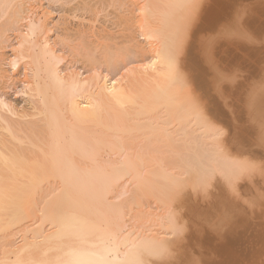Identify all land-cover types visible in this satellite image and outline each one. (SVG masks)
Listing matches in <instances>:
<instances>
[{
	"label": "bare ground",
	"instance_id": "obj_1",
	"mask_svg": "<svg viewBox=\"0 0 264 264\" xmlns=\"http://www.w3.org/2000/svg\"><path fill=\"white\" fill-rule=\"evenodd\" d=\"M72 1L65 2L73 3ZM99 1L101 0L95 2ZM201 1L203 0H167V3L161 1L165 4V8L166 4L169 8L168 11L166 9L164 11L162 6L161 11L166 13L163 14L164 23L159 21L162 24L157 26V22L154 25L149 24L148 21L149 31H145L148 28L144 25L142 28L145 27V30L141 28L142 34L146 32L142 35L145 39L148 35L150 40L156 39L161 44L160 47L152 49L154 45L152 46L148 39L151 45V48L149 46L148 48L152 54L151 59L148 53L150 60L141 59L148 56L145 55L146 51H143L145 49L140 47V42L138 43L136 39L141 33L138 34L137 31L135 33L133 28L126 29L127 33H123L121 39L129 44L131 55H136L131 58L132 61L137 60L142 66L137 68L140 70L136 72L133 70L131 74L129 71V76L125 79L127 81L123 80L124 83L98 74L94 75L93 80L91 78L84 81L83 78L81 80L78 78L76 71L66 76L68 71L65 73V68L63 69L67 66L65 57H58L52 44L48 39L45 40L44 31H47L43 24L45 21L42 22L39 19L33 22V18L31 20L33 23L30 21L32 24L28 23L30 26L27 24L28 28L27 26L21 28L28 29L27 33L25 29L23 35L19 29L18 33H21L19 37L23 40L18 42L19 46L16 45L20 55L19 57L16 55L18 60H14L13 63L16 67L20 57L24 61L30 60L31 65L33 63L32 78L35 80L27 86L29 87L27 96L31 91L32 94L30 93L29 97L33 102L29 101L33 106L29 108V111L23 109L25 112H22L6 98L3 99V96H0V264H237L236 262L239 261H236L234 255L232 257V250L228 253V250L225 251L227 248L220 245H216V248L212 246V248L211 245H215L212 241H217L218 238L220 241L224 236H232L235 233L232 237L234 240L231 239L238 243L236 236L247 234L251 225L254 230L259 224L261 227L259 229L263 228L261 231L264 232V222L262 225V221H259L257 226L252 222L253 216L257 214L264 217V91L262 90L264 85H260L262 82L258 77L264 76V66L263 69L260 67L262 70L257 73L258 76L256 75L259 79H255L262 87L260 88L262 91L258 90L262 97L255 92V87H253L255 91L251 90L258 97L253 91H249L255 95L253 97L257 99L255 102L257 104L254 103L252 94L253 99L248 98L250 93L248 94L247 90H245L247 92L243 88L240 90L248 95L244 96V92L240 93L243 94L242 98L247 97L254 103V105L250 104L251 107L256 105V109L254 108L255 110L251 112L249 111L251 108L248 110V106H241L240 100L238 102L241 108L245 110L247 108V113H252H246L245 116L246 124L249 123L247 131L251 130V140L254 141L250 142L248 138L250 143L247 142L248 145H246L245 140H241L243 135H241V121L238 120L240 121L238 122V117H233L237 111L235 109L239 106L235 108L231 94V99L227 95L230 100L223 101L224 104L218 100L222 98L216 97L220 90L218 86H223L228 76L231 79L234 76L235 82H238L235 79L236 73L230 75L236 67L231 64L232 59L228 62L230 64H226L229 61L228 57H225L227 60L225 63L224 56L219 55L218 49L221 48L222 52L225 48L222 50L219 42L214 46L215 40L212 41L210 46L213 45L215 51L210 52L218 53L217 58L221 57L225 65L216 67L218 66L216 64H220L217 63L218 59L215 61L216 64L211 63L207 68L209 71L205 73L206 75L202 73L204 70L194 69L197 62L192 60L195 59L190 60L192 57L188 58L189 56L180 58L181 50L177 53V49L182 44L193 43L192 40H195V36L194 39L189 38L190 36H185L186 33L195 29L198 35L206 26L195 25L190 22L192 19L188 21L189 15L186 14L188 10L181 13L182 15L176 13L180 9L190 8L194 2L199 9ZM234 1L231 3L230 13H236L241 21V28L245 27L248 30L247 26L250 25L249 22L254 21L253 18L257 17L256 14L259 13L261 16L264 12V0H256L252 4L253 7L247 6V3L242 6L238 3L241 0ZM28 2L29 0H0V14L8 15L6 17L10 20L6 18L8 20L6 22L10 21L9 25L13 23L15 26L14 22L17 23L22 18V14L28 12L25 8ZM82 2L79 0L80 6L77 4V7L83 11H92L91 7L96 4L93 2L91 4L88 0H82ZM207 3L210 4L208 1ZM218 4L216 6H219ZM222 6L223 10L224 5ZM76 8L72 10L76 11ZM201 11L204 12V9ZM161 14L160 12L159 16ZM2 15L0 19L3 18ZM233 15L235 18V14ZM219 17L217 16V20L214 18L215 23L222 21L218 20ZM123 21L121 19V24ZM239 21L236 23L240 24ZM258 24L254 26L255 29ZM214 25L212 27H217ZM229 25L231 26L228 24L226 27L229 28ZM222 26V30L218 29L220 26L215 28L218 29L217 32L228 29H223ZM234 26L238 27V25ZM0 27L1 47L5 40L1 24ZM246 31L241 32L245 34ZM204 33L203 31L202 34ZM104 35L106 36V33ZM260 35L256 34V37L261 38L262 33ZM41 37L44 39L42 40ZM228 37H226L227 41L230 39L228 43L232 41L231 44H234L233 40L237 41L236 37L233 40ZM203 38L201 42L204 41ZM115 39L117 36L112 40ZM216 41H218L217 38ZM249 41L252 42L253 38ZM249 41L247 38L248 43ZM241 42H243V35ZM118 43L120 44L117 42L116 45ZM205 43L203 42L206 46ZM259 44H262L261 41ZM189 45L185 44L188 47ZM204 45L201 47L200 44V48H204ZM240 45L247 47V44ZM226 46H230L227 48L229 50L236 44ZM239 46L236 49L241 50ZM209 47L207 50L210 49ZM248 47L250 51L251 46ZM254 48L257 49V47ZM231 51L229 59L233 53ZM253 51H256L254 54L257 55L258 50L253 49L252 53ZM216 56L207 60L211 59L214 62L217 59ZM143 60L149 62L144 65V62H140ZM113 63L112 67H116ZM206 65H208L207 62ZM117 67L113 69L118 70ZM194 70L197 72L196 75H199L195 82L191 79L192 77H190L191 80L189 76L186 77L188 72ZM1 73L0 70V76ZM254 83L257 88L258 85L255 81ZM229 85L232 87L231 84ZM238 109L240 111V108ZM243 109L240 112L245 113ZM219 122H222L226 129L218 127ZM236 135L237 138L239 136L238 139H235ZM249 135L250 133L247 136ZM229 148H232L231 153L227 151ZM201 215L204 219L199 217L201 219L199 222L198 216ZM194 217H197V220ZM257 217L256 221H258ZM31 218L39 223L36 227L24 229V232L28 236L31 234L32 237L26 236L22 245H14L12 243L14 240H10L14 229ZM235 218L242 219V222L237 221V224L241 222L240 226L244 233L241 230L240 232L243 235L239 233V225L235 223ZM262 218L259 217V219ZM213 221L215 223H212ZM233 221L240 235L232 229ZM46 225L53 230L46 233L44 230ZM261 231L256 230L258 234ZM210 233L224 235L221 239L215 235L218 238L214 239L211 234L213 239L209 241ZM254 233L252 235L255 238L257 235ZM205 235L209 237L206 238ZM253 236L248 238L254 239ZM263 237L264 233H261L259 239ZM243 238L247 239L245 236ZM243 238L240 240H244ZM256 240L258 241V238ZM259 247L260 245L254 247L255 250L258 249V254L261 252ZM263 247L264 244H262ZM242 248L244 250V246ZM252 248L247 250L245 248V250H249L247 253L250 251L252 253L254 250ZM237 250L239 254V249ZM255 250L254 256L257 255ZM263 253L264 250L261 255ZM248 255L246 259H244L245 256L242 260L240 258L242 256L237 258L242 263L243 259L250 260L251 256L247 257ZM262 258L257 263L258 260L252 257L257 264H264ZM247 261L245 262L248 263Z\"/></svg>",
	"mask_w": 264,
	"mask_h": 264
},
{
	"label": "rangeland",
	"instance_id": "obj_2",
	"mask_svg": "<svg viewBox=\"0 0 264 264\" xmlns=\"http://www.w3.org/2000/svg\"><path fill=\"white\" fill-rule=\"evenodd\" d=\"M66 1V0H65ZM65 1H63V0H29V2H28V4H26L27 6L25 7L26 9V11H28V12H26V13H24V15L22 14V18H20V20L19 21H17V23L16 22H14V24H15V26H13V23H12V25L10 24L9 25V23H10V21H9V23H7L6 21H8V20H10V18L8 19L6 16H8V15H6L5 16V14H4V16L2 15V14H0V15H2L3 16V18L2 19H0V24H1V26H2V30H4V33L2 32V30H1V32H2V34H4V40H5V42H3L2 43V45H1V47H0V70L2 71V73H1V76H0V96H3V99L4 98H6L7 99V101L8 102H11V104L13 105V106H15V107H17V109L18 110H20V111H22V112H25L26 110L27 111H29L31 108H32V102H33V100L29 97V95H30V93H31V91H30V93H29V95L27 96V94H28V90H27V88L29 89V87H27L28 85H30L29 83H31L32 84V82H33V80H35V79H33L32 77L34 76V66H32L33 65V63H32V65H31V61L29 62L28 61V59L26 60L25 59V61H24V59H22L21 57L19 58V64H17L16 65V67L14 66V60L16 61V59H17V57H19V53L18 52H20L19 51V49L17 48V46H19V41L21 40H23V38H21L20 39V34L22 33V35L25 33V29H26V33L28 32L27 30V28H28V26H30L29 24H32L33 22H37V20H42V22L43 21H45L43 24L45 25V27L47 28H45V30H47V31H44V33H46V35L44 34V37L46 36V38H45V40H47L48 39V41L50 42V44H52V46H53V48H54V50H55V52H56V55L58 56V57H65L64 59H65V64L67 65V66H64L63 67V69H64V72L66 73L67 71V73L65 74L66 76H68L69 75V73L70 72H72L73 71V73H76L77 72V74H78V78L81 80V78H83L84 79V81L86 80V81H88V79H91L92 78V80H93V78L95 77L94 75L95 74H98V75H102L103 77H107V76H109V79H111V80H113L114 78H115V80L116 79H118L121 83H124V81L126 82L127 80H125V79H127L128 77L127 76H129L128 75V72H129V74H131L132 72H133V70H135V72H136V70L138 71V70H140V69H137V68H140V65L142 66V64H138V61L137 60H135L134 62L132 61V59L131 58H133L134 56H136V55H131V53H130V51H129V44H127L126 42H124L123 41V39H121V37H122V34L124 33V34H126L127 32H126V29L127 28H133V30H135V33H136V31H137V33L138 34H140L139 36H137L138 34H134L135 36H137V38L136 39H138L137 40V42L139 43V45H140V47L142 46L143 48L142 49H145V50H143V51H146V53H145V55H148V56H145V58L144 57H142L141 59H148V60H150V58L152 59V54H151V51L149 50V48H151V45L153 46L152 47V49H155V47H158L159 45L161 46V44H160V41H158L157 42V40L155 41H153V40H150V37H148V35L146 36V39L144 38L145 36H142V35H144V34H146V32L147 31H149V27L147 26V25H149V24H151V23H153L154 25H156L157 24V26L158 25H160L161 26V24L162 23H160V22H163L164 23V19H165V16L163 15L165 12H163V11H161V9H162V6H164L165 4H163V2L164 3H167L166 1H164L163 0V2L161 3V1L162 0H101V1H99V2H95V1H98V0H94V1H92V0H88V2L89 1H91V4H92V2H93V4H95V6L93 7H91L92 9H90V10H92V11H86V10H80V9H78L79 7H77V4L79 5V0H77L76 2H75V0H73L72 2L73 3H68V2H65ZM81 2H82V0H80ZM84 1V0H83ZM87 1V0H86ZM207 1L210 3V4H208L207 3ZM220 1V2H219ZM203 0V1H201L202 3H201V7L198 9V7H197V5L195 6V2L192 4V5H190V8H188V9H180L176 14L177 15H180L181 13H185L187 10V12H186V14H188L189 15V18H188V21H190L191 19V21L190 22H192V23H194L195 25L196 24H202V26H206L205 28H204V35L202 34V32H200V34H202L201 36H204V38H203V42L206 44V46L207 45H211V43H213L212 41H214L215 40V43H213V45L215 44H217L218 42H219V44H221V46H222V52L220 51L221 50V48L220 49H218L219 50V55L221 54V55H223L224 57H223V59H224V61H225V63H226V61L227 60H229V61H227V63L226 64H230V63H228V62H231V59H232V65L235 67V69L233 70L232 68V70L234 71H232V70H227L228 72H231L232 71V73L230 74L231 76H232V74L233 73H236V75H235V79H236V81L238 80V82H235V80H234V76H232V79L234 80V85L232 84V79H231V77H229L228 76V79H226L227 81H226V83L228 84V86H227V84L226 83H224V84H226V86L223 84V86L221 85V86H218L219 88L218 89H220V90H218V96H216L217 98H222V99H218L219 101H220V103L222 104L223 103V101H229L231 98H233L234 99V103H235V108H237L238 106V108H240V111H242V109H243V107L241 108L240 107V105L239 104H241V106H244V107H247L248 106V110L249 111H253V110H255L256 108V105H255V107H251L250 106V104L251 103H253L250 99H248V98H251V99H253L254 97H253V95L255 94V92H258V94H260L261 92H259V91H264V80H263V77H261L260 75L258 76L257 75V73H259V71L261 72V70L263 69V66H264V55L262 56V53L264 54V50H262V48L264 47V45H263V43H264V12L263 13H261V16L259 15V13H257L256 15H257V17H256V15H255V17L256 18H253V22L251 21V22H249L250 23V25H248L247 27H248V30H247V28H241V21H239V17H238V15L236 14V13H230L231 11H230V6L232 5L231 3H234L235 1L233 0H231L230 2L227 0V2H226V0H224V2H223V0ZM246 1V2H245ZM241 0V1H239L238 3H240L242 6H244V4H246L247 6H250V7H253L252 6V4H254L255 2H256V0L255 1H253V0ZM257 1H262V0H257ZM244 2V3H243ZM251 2H253V3H251ZM83 3V2H82ZM82 3H80V4H82ZM212 3V4H211ZM219 3V4H218ZM229 5H228V4ZM207 4V5H206ZM215 4V5H214ZM219 5V6H216V5ZM222 4L224 5V8H223V10H222V8L221 7H223L222 6ZM228 6H227V5ZM205 5V7H203V6ZM226 5V6H225ZM245 5V6H246ZM32 6H33V8H32ZM75 6V7H74ZM80 6V5H79ZM208 6V7H207ZM213 6H215V7H213ZM29 7H30V10H29ZM77 7V8H76ZM160 8V11H158L159 10V8ZM217 7V8H216ZM72 8H73V10H75L74 8H76V11H73L72 10ZM210 8H211V10H210ZM216 8V9H215ZM218 8H220V10L218 9ZM32 9V10H31ZM34 9V10H33ZM77 9L80 11H77ZM158 9V10H157ZM163 9H164V11H165V9L168 11V9L169 8H167V4H166V8H165V6L163 7ZM162 9V10H163ZM204 9V12L203 11H201V10H203ZM224 9H226V10H224ZM228 9H229V11H228ZM4 10V9H3ZM153 10V11H152ZM155 10H156V12H155ZM206 10V11H205ZM207 10H209L208 12H207ZM215 11V13H214V11ZM183 11V12H182ZM217 11V12H216ZM4 11H2V13H3ZM153 12H155V13H153ZM160 12L162 13L160 16H159V14H160ZM195 12V13H194ZM200 12V13H199ZM212 12V13H211ZM223 14H222V13ZM205 13H208V14H205ZM218 13V14H217ZM227 13V14H226ZM230 13V14H229ZM166 14V13H165ZM193 14V15H192ZM203 16H201V15ZM212 14V15H211ZM215 16H214V15ZM226 14V15H225ZM233 14H235V16L237 17H235V18H233L234 17V15ZM158 15V16H157ZM182 15V14H181ZM208 15H209V17H208ZM219 17V19L218 20H222V21H216V23L218 22V23H220V24H216L215 23V20H214V18L217 20V16ZM225 15V16H224ZM164 16V17H163ZM184 16V15H183ZM201 17V18H199V17ZM207 17V19H206V17ZM212 16V17H211ZM223 18H222V17ZM230 16V17H229ZM260 16V17H259ZM10 17V16H9ZM162 17H163V19H162ZM185 17V16H184ZM193 17H195V18H193ZM262 17V18H261ZM0 18H1V16H0ZM8 20H7V19ZM34 18V20H33V22L31 21L32 19ZM226 18V19H225ZM229 18V19H228ZM235 19V21L233 20V19ZM258 18H259V20H258ZM121 19H123L124 21H123V23L121 24ZM162 21H161V20ZM190 19V20H189ZM201 20L200 22H199V20ZM210 19H212V21L210 20ZM223 19H225L224 21H223ZM263 19V20H262ZM185 20H187L186 18H185ZM198 22H197V21ZM206 20V21H205ZM229 20V21H228ZM240 22V24L238 23H236V22H238V21ZM30 21L32 22V23H30ZM150 23H149V22ZM160 21V22H159ZM194 21V22H193ZM203 21H205V22H203ZM210 21V22H209ZM235 22V24L233 23V22ZM255 21H256V24H255ZM257 21H261V22H257ZM157 22V23H156ZM158 22H159V24H158ZM211 23V24H208V23ZM213 22V23H212ZM222 22V23H221ZM231 22V23H230ZM9 25H7V24ZM29 23V24H28ZM149 23V24H148ZM156 23V24H155ZM224 23V24H223ZM227 23V24H226ZM232 23H233V25H232ZM261 24L262 23V25H259V24ZM7 26H6V25ZM27 24H28V26H27ZM205 24V25H204ZM217 25V27L215 26V25ZM226 24V25H225ZM228 24H231V26H232V28H235L234 30L232 29V28H230L231 26L229 25V28H230V30H229V28L228 27H226V26H228ZM248 24V23H247ZM252 24V25H251ZM257 25L258 24V26H256V28L259 30V33H258V30L257 29H255L254 28V26L255 25ZM146 26L148 29L147 30H145V27L144 28H142V26ZM153 25V26H154ZM215 26V27H212V26ZM223 25V26H222ZM224 25H225V27H224ZM234 25H238V27H235ZM23 26V27H22ZM27 26V28H25L24 30L23 29H21V28H24V27H26ZM150 26V25H149ZM152 26V25H151ZM207 26H208V28H207ZM209 26H211V28H212V30H214V31H212L211 30V28L209 27ZM220 26V28H218ZM221 26L223 27V29L224 28H228V29H224L223 30V32H221V31H219V32H217V30L219 29V30H222L221 29ZM234 26V27H233ZM249 26H251V27H249ZM261 26V27H260ZM154 27H156V26H154ZM261 29H259V28ZM1 28V27H0ZM16 28V29H15ZM143 30H145L146 32L144 33V34H142V32H141V30L142 29ZM215 28H218L217 30L215 29ZM244 29V30H241V29ZM249 28H250V30H249ZM18 29V30H17ZM19 29H20V31H21V33H18V32H20L19 31ZM247 31H246V30ZM251 29L254 31H251ZM22 30H23V32H22ZM124 30H125V32H124ZM132 30V31H133ZM195 29H191L188 33H186L185 34V36L186 37H189V38H191V37H193V39H194V36H195V40H192L193 41V43L192 42H189L188 44L187 43H185L186 45H189V47L188 46H185V44H182L178 49H177V53H179L180 52V50H181V52L179 53V55H180V58H184V57H188V58H190V57H192V58H190V60H192V59H195V60H192L193 62H197L196 63V66L194 67V69L195 70H204V72L202 71V73L204 74V75H206L207 74V72L209 71L207 68L211 65V63L212 64H216L215 63V61H217L218 59H219V57L217 58V56H216V54L218 55V53H216V54H214L215 52H213V54L211 53L212 52V50L214 49L213 48V45H212V47L210 46H207V48H206V46L203 44V42H201V40H202V38H201V36H200V34H198L197 35V33L194 31ZM210 30V31H209ZM229 30V31H228ZM232 30V31H231ZM240 30V31H239ZM40 31V30H39ZM103 31H105L104 33H106V36L104 35V33H103ZM207 31H208V33H207ZM234 31H236V32H234ZM241 31H246L245 32V34H244V32L242 33ZM251 33H250V32ZM260 31H262L261 33H262V37L260 38ZM134 32V31H133ZM223 34H221V33ZM234 32V33H233ZM239 32H240V34H239ZM37 33H38V31H37ZM40 33V32H39ZM194 33V34H193ZM218 33H220V35H218ZM226 33V34H225ZM228 33V34H227ZM231 33V34H230ZM241 33H242V35H243V42H241L242 41V35H241ZM29 34V33H28ZM110 34V35H114L115 37H112V36H108V35ZM206 34V35H205ZM238 34V35H237ZM247 34H250V35H247ZM253 34V35H252ZM256 34H257V36H258V34L260 35L259 36V38L258 37H256ZM26 35V34H25ZM24 35V36H25ZM192 35V36H191ZM209 35V36H208ZM228 35H230L229 37H228ZM234 35V36H233ZM240 35V36H239ZM24 36H21V37H24ZM108 36V37H107ZM116 36H117V39H115V40H112L113 38H116ZM198 36H200V38L198 37ZM212 36H213V38H212ZM216 36V37H215ZM218 36V37H217ZM224 36H225V38H224ZM247 36V38H248V41L251 39L252 40V38H253V41L251 42V41H249V43L247 42V38H244V37H246ZM249 36H251L250 38H249ZM18 37H19V39H18ZM28 37V36H27ZM43 37V36H42ZM41 37V38H42ZM196 37H197V39L199 38L200 39V43H198V41H199V39L197 40L196 39ZM209 37V38H208ZM220 37V38H219ZM226 37H228V39L229 38H231V40H233V38L234 37H236V39H237V41L236 40H233L234 41V44H236V46L235 47H233V48H229V50L227 49L228 47H230V46H226V45H234V44H231V42L232 41H230L229 43H228V41L230 40H226L227 38ZM257 39H256V38ZM26 37H24V39H25ZM40 38V39H41ZM110 38H112L111 40H110ZM216 38H217V40L218 41H216ZM222 38V39H221ZM238 38H240V39H238ZM44 38H42V40H43ZM150 40V42H151V45H150V43H149V40ZM207 39V40H206ZM235 39V38H234ZM244 39H246V40H244ZM259 39V41H257ZM262 39V40H261ZM148 40V41H147ZM224 40V41H223ZM239 40V41H238ZM20 41V42H21ZM209 41H210V43H209ZM223 41V43L224 44H226V45H222L223 43H220V42H222ZM244 41H246V43L244 42ZM255 41H256V43H255ZM260 41H261V43L262 44H259L260 43ZM117 42H120V44L118 43L117 45H116V43ZM157 42V43H156ZM209 44H208V43ZM227 42V43H226ZM237 42H238V44H237ZM247 44V47L246 46H243L242 47V45H240L239 46V44ZM251 42V43H250ZM148 43H149V45H148ZM155 43V44H154ZM196 43V44H195ZM198 43V44H197ZM233 43V42H232ZM193 44V45H192ZM200 44H201V47L204 45V48H200ZM218 44V45H219ZM257 44V46H255ZM259 44V45H258ZM17 45V46H16ZM157 45V46H156ZM196 45H197V47H196ZM199 45V46H198ZM214 45V46H215ZM239 46V48L241 49V50H238V49H236V48H238V46ZM251 46V52L249 51V49H250V47H248V46ZM253 45V46H252ZM261 45H263V46H261ZM148 46H149V48H148ZM159 46V47H160ZM220 46V45H219ZM224 46V47H223ZM113 47V48H112ZM146 47V48H145ZM199 47V48H198ZM208 47L210 48L209 50H207L208 49ZM232 47V46H231ZM254 47H257V49L256 48H254ZM258 47H259V49H258ZM194 48V49H193ZM247 48V49H246ZM261 48V49H260ZM17 51H16V50ZM205 49V50H204ZM227 49V52L225 51ZM246 49V50H245ZM258 50V51H260V52H258L257 51V55L256 54H254L255 52L253 51V53H252V50ZM264 49V48H263ZM185 50H187V52H185ZM202 50V51H201ZM232 50V51H231ZM237 50V51H236ZM245 50V51H244ZM248 50V51H247ZM192 51V52H191ZM211 51V52H210ZM213 51H215V50H213ZM229 51V52H228ZM230 51L231 52H233L232 54H231V57L232 56H234V57H230V59H229V56H230ZM236 51V52H235ZM241 51V52H240ZM247 51V52H246ZM16 52L18 53V54H16ZM203 52V53H202ZM208 52V53H207ZM210 52V53H209ZM218 52V51H217ZM221 52V53H220ZM224 52H226V53H224ZM238 52V53H237ZM242 52H245V53H242ZM250 52V53H249ZM151 55V57H150V55ZM188 55H187V54ZM207 53V54H206ZM235 53V55H233ZM261 53V54H260ZM183 54V55H182ZM192 54V55H191ZM210 54H211V56H210ZM229 54V55H228ZM251 54V55H250ZM16 55H18L17 57H16ZM59 55H61V56H59ZM185 55V56H184ZM187 55V56H186ZM204 55H206L208 58H206V56H204ZM212 55H213V57H212ZM218 55V56H219ZM250 55V56H249ZM182 56V57H181ZM203 56V58H201ZM216 56V58L217 59H215L214 60V62L211 60V62L209 63V61L210 60H207V59H209V58H214ZM228 58H227V57ZM236 56V57H235ZM262 57V58H260V57ZM16 57V58H15ZM148 57H150V58H148ZM225 57L227 58V60H225ZM238 57V58H237ZM259 59H258V58ZM205 58H206V60H205ZM20 59H21V61H20ZM135 59V58H134ZM140 59V60H141ZM223 59L220 57V59L218 60V62L217 63H220V64H216V65H218V66H216V67H221V66H224L225 65V63H224V61H223ZM256 59V60H255ZM261 59V60H260ZM18 60V59H17ZM115 60H116V62H115ZM146 61L145 60V62H144V60L143 61H140L141 63L142 62H144V65H146V63H148L149 61ZM237 60V61H236ZM137 61V62H136ZM222 61V62H221ZM233 61H235L234 63H233ZM27 62V63H26ZM29 62V63H28ZM112 62H114L115 64H116V67L118 68V70L116 69V70H114L116 67H112ZM139 62V63H140ZM206 62L208 63V65H206ZM261 62V63H260ZM113 63V64H114ZM200 63V64H199ZM204 63V64H203ZM251 63H253V64H251ZM13 64V65H12ZM28 64V65H27ZM238 64V65H237ZM203 65H206V66H203ZM252 65V66H251ZM259 66V67H258ZM33 71H31L29 68ZM31 67H33V68H31ZM204 67V68H203ZM258 67V68H257ZM262 69H261V68ZM26 68H27V70H26ZM114 68V69H113ZM198 68V69H197ZM206 68V69H205ZM68 69V70H67ZM30 70V71H29ZM192 71V72H188L187 73V75H186V77H188L189 78V80H195L196 81V79H197V77L199 76V75H196V71ZM76 71V72H75ZM226 71V72H227ZM226 72H225V74H226ZM254 72H256V73H254ZM206 73V74H205ZM68 74V75H67ZM188 74H190V75H188ZM261 74V73H260ZM195 75V76H194ZM226 75H228V73L226 74ZM252 75H254V76H252ZM256 75L258 76V77H260V79L259 78H257L256 77ZM3 76V77H2ZM236 76H238L237 78H236ZM190 77H192L191 79H190ZM249 77V78H248ZM253 77V79H251ZM257 78V80L259 79L260 80V82H262V83H260L259 81H257V80H255ZM82 79V80H83ZM122 79V80H121ZM241 79V80H240ZM244 79V80H243ZM91 80V81H92ZM117 80V81H118ZM124 80V81H123ZM229 80V81H228ZM232 80V81H231ZM248 80H250V81H248ZM262 80V81H261ZM194 81V82H195ZM242 82V85L240 86V84H241V82ZM254 81L256 82V85H258L257 86V88H256V86H255V83H254ZM251 82H253V83H251ZM260 83V85H262L263 86V89H262V87H260L259 86V83ZM245 83V84H244ZM246 83H248V84H246ZM229 84H231L232 85V87L229 85ZM251 84V85H250ZM253 84V85H252ZM250 85V86H249ZM32 86V85H31ZM224 86H225V88H227V89H225L224 88ZM233 86L235 87V86H237V87H235V88H233ZM240 87V89H239V87ZM243 86H246V87H243ZM252 86V87H251ZM222 87V88H221ZM247 87H249V88H247ZM253 87H255V89H256V91H255V89L253 88ZM229 88H231V89H229ZM234 90H233V89ZM244 89V91L245 90H247V91H245V92H247L248 94L251 92V91H253V93H250V97H245L244 98V96L245 95H247V93L245 94V92L244 91H240V90H243ZM260 88L262 89V90H260ZM211 89V88H210ZM238 89V90H237ZM251 89H253V90H251ZM221 90H223V91H221ZM236 90V91H235ZM251 90V91H250ZM259 90V91H258ZM221 91V95H220V92ZM239 91V92H238ZM250 91V92H249ZM233 92V93H232ZM244 92V93H243ZM229 93V94H228ZM235 93H236V95H235ZM240 93H243L244 94V96H243V98H242V95L243 94H240ZM32 94V93H31ZM217 94V93H216ZM232 95V97H231V95ZM241 95V96H237V95ZM251 94H252V97H251ZM263 94H264V92H263ZM229 96V98L230 99H228L227 97ZM234 95V96H233ZM256 95V94H255ZM254 95V96H255ZM222 96H224V97H222ZM226 96V97H225ZM248 96V95H247ZM257 96V95H256ZM260 97H262V94H260L259 95ZM235 97V98H234ZM236 97H239V98H236ZM258 97V96H257ZM28 98H30V99H28ZM225 98H227V99H225ZM255 99V98H254ZM32 101V102H30V101ZM239 100H240V102H239ZM241 100H242V102H241ZM247 100H248V102H247ZM237 101V102H236ZM244 101H246V102H244ZM251 101V102H250ZM238 102H239V104H238ZM243 102H244V104H246V103H249L248 105H244L243 104ZM255 102H257V99H255V101H254V103ZM233 103V104H234ZM254 103H253V105H254ZM30 104H31V107H30ZM224 104V103H223ZM255 104H257V103H255ZM238 105V106H237ZM252 105V104H251ZM250 106V107H249ZM30 108V109H29ZM234 108V109H235ZM235 109V110H237L236 112H235V114H234V116L233 117H235V118H237L238 117V119H237V121L238 120H240V121H238V122H240V127H242L241 128V135H242V138H241V140L242 139H244L243 141H244V143H246V145H248L250 142H253L254 140H251L252 138V136H251V130L248 132L247 130H249V127H248V125L247 124H249V123H247L246 124V113L248 112V111H246L247 110V108H246V110H245V108L243 109V111H245V113L244 112H240L239 111V109ZM255 108V109H254ZM25 111H24V110ZM205 109V108H204ZM251 111V112H252ZM238 112V113H237ZM251 112H249V113H247V114H252ZM241 113H243V114H241ZM241 114V115H240ZM244 119H243V118ZM245 122H244V121ZM238 122H237V124H238ZM245 123V125H244V123ZM218 127H221V128H224L225 127V125L222 123V122H219L218 124ZM238 125V126H239ZM250 126V125H249ZM240 127H238L239 129H240ZM224 129H226V128H224ZM245 133H247L246 135H245ZM250 133V135L249 136H247L248 134ZM253 135V134H252ZM232 136H233V134H232ZM244 136V137H243ZM254 136V135H253ZM235 137V136H234ZM238 138H239V136H238ZM237 138V135H236V138L235 139H238ZM251 140L250 142H249V139ZM232 139H233V137H232ZM254 139H255V137H254ZM230 140V139H229ZM242 141V142H243ZM247 142H248V144H247ZM234 149V148H233ZM227 151H228V153H231L232 152V148H229V149H227ZM251 198V197H250ZM42 206V205H41ZM255 215V214H254ZM260 215V214H259ZM258 214L257 215H255V216H253L254 217V219L257 217V216H259ZM264 215V214H263ZM199 217H203L202 215L201 216H198V221L199 220H201V219H199ZM253 217H252V219H253ZM260 218H262L263 216L262 215H260L259 216ZM259 217H257L258 219V221H256V219L253 221L252 220V222H254L255 223V225L257 224V223H259V221L261 222V224L264 222V217L262 218V219H259ZM196 218V220H197V217H194V219ZM202 219H204V218H202ZM234 220H236V222L235 221H233V227H232V229H234V230H236V231H234V232H236L237 233V235H240L239 233H241L240 232V230L241 231H243L242 230V228H241V226H240V224H241V220H240V218L238 219V218H235ZM197 221V222H198ZM215 221H217L218 222V220H215ZM215 221H213L212 223H215ZM237 221H241L240 223H238L237 224ZM200 222V221H199ZM202 222V221H201ZM237 224V225H239L238 226V229H239V233H238V229H237V225L235 226V223ZM35 222V220L33 221V219L31 218V219H28V220H26L25 222H23L22 224H21V226H19L18 228L16 227V229H14V231H13V235H12V237H10V240H14V242H15V240H16V242L14 243V242H12L14 245L15 244H17V245H19V244H23V242H24V239H25V237L26 236H28V234H26L25 232H24V229H31V228H33V227H36V226H38L37 224H39V223H36ZM254 225V224H253ZM255 225H254V227H255ZM258 225V230L259 231H261V230H263V228L262 229H259V224H257ZM256 225V226H257ZM263 225V224H262ZM261 225V226H262ZM252 226V225H251ZM250 226V230L248 229V235L245 233V237L247 238V239H244L243 237L244 236H241L240 235V237L238 236H236V238L238 239L237 241H238V243L236 242V240L233 242V240H234V238H232V237H234V235H235V233H233V235L232 234H230V235H232V236H229L228 235V237H230L229 239H228V237H227V239H226V237L224 236V238H222V235H224V234H220V236L218 235V233L217 234H215V233H210V234H208L209 236H210V238H208V240L209 241H212L211 239H215V235H218V237H220V239L222 238L223 240H225V242L221 239L220 241H219V238L218 237H216V239H217V241L215 242L214 240L212 241V242H214L215 243V245L214 244H212L211 245V247L212 246H214V248H216V245H220V246H224L225 247V251H227L228 250V253H229V251L230 250H232V252H231V254H232V257H234L235 256V259H236V261L238 260L239 262H236L237 264L239 263H241V260H242V258H243V256H245V258L244 259H246V255H248L249 253H247L248 251H246L247 249H251L252 247V249H254V247L256 246H258V245H260V249H259V251L261 250V252H259V254H258V249H254L255 250V254L257 253V255H258V257H256V256H254L253 254V251L254 250H252V253H250L249 255L251 256V258H250V260L251 261H253V262H255L256 263V261H254L253 259H252V257L253 258H255V260H258V262L257 263H259L260 262V259L262 258V256H264V253L261 255V253H262V251L264 250V247L262 248V244H264L263 242H264V237L263 238H260L259 239V236H260V234L262 233H264L263 231H261V233L260 234H258L259 232H256V228H254V230L252 229V227ZM264 226V225H263ZM262 226V227H263ZM210 227V226H209ZM261 228V227H260ZM252 229V230H251ZM44 230H46V233L48 232H51L53 229H52V227H51V229H50V227H49V225L47 226H45V229ZM249 231H250V234H249ZM251 231H253V233H254V235H257V236H255V238H254V236L252 235L253 233H251ZM243 233H244V231H243ZM243 233H241L242 235H243ZM26 234V235H25ZM211 234H213V238H211L212 237V235ZM207 235V234H206ZM205 235V236H206ZM247 235V236H246ZM209 236H206V238L207 237H209ZM248 236H253V238L254 239H250V238H248ZM29 238H31L32 237V235L30 234L29 236H28ZM262 237V236H261ZM28 238V239H29ZM205 238V240H207ZM233 240H232V239ZM240 238H243L244 240H240ZM258 238V241L256 240ZM248 239H250V240H248ZM263 239V241H261ZM0 240H1V238H0ZM232 240V241H231ZM244 244H242V243H240V241ZM247 240V241H246ZM252 240H253V242H252ZM254 240L256 241V242H254ZM222 241V242H221ZM249 241H250V243H249ZM231 242V243H230ZM261 242H262V244H261ZM223 243V244H222ZM229 243V244H228ZM238 245H237V244ZM246 243H248L247 245H246ZM258 243H260V244H258ZM21 244V245H22ZM231 244V245H230ZM232 244H233V246H232ZM252 244V245H251ZM255 244H257V245H255ZM16 245V247H18ZM226 245H227V247H226ZM229 245L231 246V248L229 247ZM235 245H237V247L235 246ZM240 245V246H239ZM20 246V245H19ZM244 246V250H243V247ZM210 247V246H209ZM224 247H222L223 249H224ZM239 247V248H238ZM248 247V248H247ZM213 248V247H212ZM212 248H209L210 250L212 249ZM242 248V249H241ZM245 248H246V250H245ZM237 249H239V254L237 253ZM213 250V249H212ZM237 250V251H236ZM243 250V251H242ZM241 251V252H240ZM246 252V255H244L245 254V252ZM257 251V252H256ZM227 253V252H226ZM236 255H235V254ZM244 253V254H243ZM242 254V255H241ZM234 255V256H233ZM249 255L247 256V257H249ZM260 255H261V258H260ZM237 256H242V257H240L241 258V260H239V258H237ZM243 259V264L245 263V264H250L251 263V261L248 259V261L247 260H244ZM264 259V257L262 258V260ZM245 261H247L248 263H246ZM252 262V264H254ZM241 263V264H242ZM256 263V264H257Z\"/></svg>",
	"mask_w": 264,
	"mask_h": 264
}]
</instances>
